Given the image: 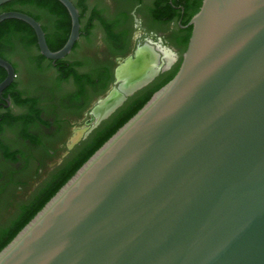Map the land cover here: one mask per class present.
<instances>
[{"label":"water","instance_id":"95a60500","mask_svg":"<svg viewBox=\"0 0 264 264\" xmlns=\"http://www.w3.org/2000/svg\"><path fill=\"white\" fill-rule=\"evenodd\" d=\"M59 1L73 21L59 51L24 12H4L0 24L28 23L41 54L64 59L81 25L74 3ZM189 26L174 78L0 252V264H264V0H203ZM0 66L1 94L17 75L2 57ZM113 98L99 119L126 95L97 107Z\"/></svg>","mask_w":264,"mask_h":264},{"label":"flooded vegetation","instance_id":"af4514ba","mask_svg":"<svg viewBox=\"0 0 264 264\" xmlns=\"http://www.w3.org/2000/svg\"><path fill=\"white\" fill-rule=\"evenodd\" d=\"M71 1L79 12L80 38L66 58H46L41 63L60 77L59 62L80 63L75 68L79 75L86 76L84 85L89 76L95 78L94 85L88 82L87 89L80 91L76 75H70L63 80L66 87L62 95H52L41 82L37 85L44 90L30 96L19 82L18 65L13 58L19 52L4 53L17 76L0 94V242L108 129L177 74L188 46L190 14L186 5L176 6L174 0ZM196 1L188 0L189 6H195ZM170 3L175 9L173 13L169 10ZM44 12L40 11L38 16L47 43L58 45L63 34L72 32V16L65 6L63 11L50 16ZM99 34L103 39L96 41ZM146 45L159 55L157 71L127 95L121 89L119 71L130 59L137 60L139 49ZM168 51L171 62L166 58ZM37 52L33 48L28 54L37 56ZM7 75V70L0 66V83ZM116 91L126 95V99L105 118H97L95 108L99 102ZM28 98L36 103L35 110H27ZM26 133L28 136H23ZM7 217L13 223L4 227L2 220Z\"/></svg>","mask_w":264,"mask_h":264},{"label":"trees","instance_id":"16d2710c","mask_svg":"<svg viewBox=\"0 0 264 264\" xmlns=\"http://www.w3.org/2000/svg\"><path fill=\"white\" fill-rule=\"evenodd\" d=\"M171 1V0H170ZM203 0H197L195 3V6L190 7L188 0H174V5L180 6V5H186L188 8V12L190 14V21L193 18V16L200 10L202 6ZM173 4H169V10L171 13L174 12ZM64 10V6L62 3H60L58 0H14L7 4H4L0 7V14L4 12L9 11H19L24 12L35 19L39 21L38 14L43 11H45L49 16L50 14L59 13L60 11ZM44 12V13H45ZM45 13V14H46ZM156 18L157 15H156ZM190 33L187 37V41H189V38L192 33V27L189 29ZM70 37V32H67L63 34V39L60 41V43L54 44L49 41V47L52 51L56 52L62 49L65 44L67 43L68 39ZM36 48L38 55L34 54H28L29 51L32 52V49ZM39 44H38V37L34 29L26 22L18 19H9L0 24V57L4 58V53L9 52L10 54L13 52H18L31 59L33 62H42V60H46V57L41 55L39 53ZM9 54V55H10ZM7 58V57H6ZM63 62H59V66L61 68V79L67 80L70 75L74 76L76 75L78 84L80 86V91H85L87 88V83L94 85L95 84V78L89 76L85 79V85H84V77L78 74L77 69L75 68L76 65H79L80 63L76 64H64ZM72 69V70H70ZM6 76V75H5ZM174 76L168 80L164 85L159 87L153 94L149 95L143 102H141L134 110L127 113L121 120L117 122V124L108 129L106 131V134L102 136V138L96 143L93 144L90 147L89 152L78 162H76L75 166L69 171V173L59 182V184L49 193L47 196L40 202V204L35 207L34 209L27 210V214L25 215V218L23 221L19 223L17 228H15L9 235H7L1 242H0V252L17 236V234L44 208V206L56 195V193L75 175V173L86 163L89 158L97 151L99 150L121 127H123L132 117H134L144 106L145 104L152 98V96L160 90L162 87H164L167 83H169ZM6 79V78H5ZM4 81V80H3ZM33 102L31 99L26 100V104ZM35 104L36 103H32Z\"/></svg>","mask_w":264,"mask_h":264},{"label":"rangeland","instance_id":"374dc122","mask_svg":"<svg viewBox=\"0 0 264 264\" xmlns=\"http://www.w3.org/2000/svg\"><path fill=\"white\" fill-rule=\"evenodd\" d=\"M139 1V0H138ZM100 41L102 40L101 34L97 35L96 37ZM19 52V51H18ZM13 58L16 60L18 65V73H19V82L22 83L24 91L32 96L37 95L44 90V88L53 95H62V89L64 91V87L66 85L64 84V81L61 79V77L57 74L55 70H50L47 68V66L43 65L41 62H33L31 59H29L26 56L21 55L20 53L17 54V56H13ZM39 80V81H38ZM44 83L42 84L43 89L38 86V83ZM71 95L68 97L70 98ZM65 102V99L63 100ZM93 101V100H92ZM33 102L29 103L27 105V110L31 111L32 109H36ZM52 109L54 108L51 106ZM52 113V111L50 112ZM23 136H28L27 133L23 134ZM18 182L16 183V185ZM15 185V186H16ZM1 221V219H0ZM3 226L6 227L7 225H10V223H13V220L10 219V217L6 218L5 220H2Z\"/></svg>","mask_w":264,"mask_h":264},{"label":"bare ground","instance_id":"6f19581e","mask_svg":"<svg viewBox=\"0 0 264 264\" xmlns=\"http://www.w3.org/2000/svg\"><path fill=\"white\" fill-rule=\"evenodd\" d=\"M155 50V49H154ZM164 51V55H165ZM158 56L152 49L150 45H146L139 49L138 51V58H137V65L138 69L135 70L133 73H130L129 65L126 64L122 66L120 72L123 75L122 78L123 84L121 85V89L123 92L127 93L130 92L132 89L140 86L144 82H146L149 78H151L157 71L158 68ZM166 58L171 62L172 55L167 52ZM119 98H113L112 101L107 103V105L103 107H97L95 110V115L100 118L101 116L109 113L113 107H115L119 103Z\"/></svg>","mask_w":264,"mask_h":264}]
</instances>
